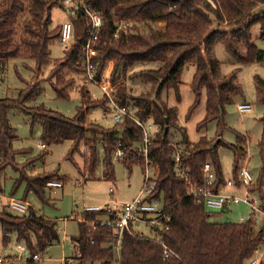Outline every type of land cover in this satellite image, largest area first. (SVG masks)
<instances>
[{
  "label": "trees",
  "instance_id": "1",
  "mask_svg": "<svg viewBox=\"0 0 264 264\" xmlns=\"http://www.w3.org/2000/svg\"><path fill=\"white\" fill-rule=\"evenodd\" d=\"M62 5L61 0H57ZM94 8L104 15V27L97 44L99 53L94 58L96 75L103 73L107 62L113 61L112 80L126 78L131 66L141 61L159 62L157 68L141 71L156 87L154 99L135 97L127 101L126 86L120 88L116 95L121 104L134 105L137 114L143 119H152L157 125V132L152 140L150 153L160 165L156 195L167 202L171 213L169 228L163 233L165 241L175 254L164 257L163 246L152 239L138 233L125 231L121 250V264H245L254 254L255 249L264 243V225L258 226L253 218L242 219L244 222H214L210 218L213 213L203 202H197L193 196L187 195L188 182L176 171L173 153L177 147L182 151L181 161L189 170L191 179L196 183L203 180V165L210 161L217 173V184L227 182L224 178L219 146H230L239 164L246 152V138L237 143H227L221 137L210 142L202 135L197 142H191L185 136L184 147L169 139V130L178 120L177 108L169 106L161 100L164 87H179L180 73L187 64H194L195 73L192 88L196 92L194 107L199 101L201 91L206 90V116L199 124L202 129L210 121L219 122V133L226 127V105L232 102L233 96L242 93L238 80V70L221 74V61L216 57L214 48L221 41L226 49L243 62L264 63V48H260L252 40V26L262 23L257 16L256 7L264 0H217L216 7L210 0H88ZM56 1L30 0L27 9L25 0H2L0 2V71L5 63L19 55L26 44V54L35 61L40 71L51 59L50 45L60 37L62 23L57 24V33L50 30L52 8ZM28 11L30 18L25 21V31L30 34L21 42L14 39L16 22L19 16ZM132 21L126 33L121 31L115 37V19ZM215 21H227L236 26L231 31L213 30ZM76 42L70 45L62 61L57 64L50 77V82L59 97L67 98L74 80L60 73L71 68L83 76L84 67L80 62L81 41L86 38L88 21L83 13L74 18ZM264 25H262L263 28ZM264 35V33L262 34ZM68 49V47H67ZM259 98L264 101V79L256 77ZM39 82L20 89L17 97L0 98V171L8 164L19 171V180L27 182V190L45 196L49 180L62 181L65 176L57 173L30 175L27 169L36 159L15 165V156L20 151L13 148L19 136L16 128L10 123L9 110L19 107L33 114V121H42L44 143H55L72 140V152L84 142L90 155L88 167L95 172L97 167V143L100 141L105 150V174L114 177L113 153L117 145L123 143L126 151L124 163L131 167L140 163L134 155L138 151L133 147L140 141L142 128L131 118L115 122L112 127L93 122L85 124L88 111L93 106H102L109 110L106 98L92 103L88 88L81 89L82 102L74 117L45 106L43 103L29 106L27 100L34 98L40 91ZM119 92V91H118ZM27 109V110H26ZM264 120V116H263ZM182 131V130H181ZM185 135L186 129L183 130ZM46 141V142H45ZM264 168V135L259 143ZM87 158V155H86ZM237 166L234 179L239 182ZM239 184V183H238ZM249 187V186H248ZM251 191L261 190V185L249 187ZM264 207V204H263ZM222 213L228 212L220 210ZM105 210L85 209L80 221V232L73 236L72 243H78L79 256H73L79 262L65 261L64 264H90L96 260L100 264H113L115 250L110 240L115 236L113 226L95 220L105 215ZM0 221L4 230V242H10V234L14 233L18 241L24 242L33 254H40L53 244L60 242L61 234L56 220L46 217L33 206L27 212L19 213L7 210L0 211ZM88 221H94L89 225ZM9 233V234H7ZM28 261L34 262L33 258ZM261 264H264V260Z\"/></svg>",
  "mask_w": 264,
  "mask_h": 264
},
{
  "label": "rangeland",
  "instance_id": "2",
  "mask_svg": "<svg viewBox=\"0 0 264 264\" xmlns=\"http://www.w3.org/2000/svg\"><path fill=\"white\" fill-rule=\"evenodd\" d=\"M2 0H0L1 2ZM29 1L25 0L27 9ZM52 8V23L50 30L57 33L59 27L66 18V11L58 4ZM213 6L219 5L217 0H210ZM257 16L262 18V23H256L252 26V40L260 48H264V3L256 7ZM30 18L29 12L24 11L16 22L14 39L22 42L23 39L29 38L30 34L25 31V21ZM213 30L231 31L236 28L235 25L227 21H215L211 26ZM50 62L38 71L35 61L30 59L26 54V44L19 57L11 58L0 71V98L5 96L17 97L20 89L33 85L37 82L40 84V91L37 95L27 100L29 106L43 103L45 106L61 112L67 116L74 117L77 113L78 106L81 104V89L88 88L91 92L92 103L104 98L101 87L95 83L85 82L82 74L71 68L64 69L60 74L74 80L73 87L70 90V96L67 98L59 97L51 82L54 67L62 61H55L65 55L66 50L71 47L65 46L58 39L52 41ZM216 56L221 61V74H228L234 70H238V80L242 86V93L233 96L232 102L226 105L225 122L226 127L218 135L219 122L217 120L210 121L202 129L199 124L206 116L207 93L203 89L201 91L199 101L194 107L196 92L192 88V81L195 73L194 64H187L180 73L179 87L169 85L163 88L160 97L163 102L169 106L177 108L178 120L176 125H172L169 130V139L184 147L185 136L191 142L199 141L202 135L206 136L210 142H215L216 138H222L227 143H237L240 139L246 138V152L241 157L239 164L236 163L237 157L234 150L227 145H220L218 152L220 157L221 168L225 179H233L236 174L237 166L245 165L254 176V182L249 187L256 184L261 185V190L251 191V195L258 198L264 204V168L259 145L264 135V101L258 96L256 77L264 79V63L259 62H243L234 56L226 53L220 42H217L214 48ZM113 61L105 64L103 72H110L112 80ZM159 62L141 61L130 67L126 78L120 77L113 81L116 85L115 95L118 96L120 88L126 86L125 92L128 96L127 101H134L135 97L154 99L156 87L147 77L141 75L142 70L149 68H157ZM124 84V86H123ZM119 91V92H118ZM248 102L252 105V109L241 112L238 104ZM27 110V109H26ZM10 123L16 128L19 138L14 141L13 148L20 152L15 156V165L21 166L27 160L35 157L36 159L27 169L28 174H44L46 172L62 174L65 178L62 180L63 187L45 189V196L42 197L35 191L27 190V182L19 180L20 173L12 164L6 165L0 171V211L8 206L10 198L25 200L29 207L33 206L36 210L43 213L46 217L56 220L61 234L60 242L50 246L46 252L40 253L44 257L42 264H63L64 258L68 262H79L73 256H77L72 243V237L77 236L80 232V221L83 219V213L87 206H105L111 199L110 188H115L114 197L119 200H132L140 191L144 182V170L140 163H136L131 167L127 166L123 160L113 158L114 177L108 178L105 174V150L103 144L99 141L96 146L97 150V167L95 172H90L88 162L90 155L87 151L86 144L81 142L78 149L72 152L73 141L64 140L55 143H46V147H41L43 127L42 121L36 119L33 121V114L27 113L19 107L9 110ZM98 122L105 127H112L114 120L112 111L105 110L104 107L98 105L89 109L85 124ZM146 123L149 119L144 120ZM1 125V121H0ZM186 129L184 135L183 130ZM182 130V131H181ZM46 142V141H45ZM139 141L137 144L139 145ZM87 155V158H86ZM55 179V178H54ZM248 188L241 185L236 188H228V193L244 195ZM229 211L222 213L220 210L210 209L215 212L211 216L214 222H244L253 218L257 227L264 225V214L257 212L253 214L252 207L240 202L231 204ZM259 214V215H258ZM104 218L99 215L95 220ZM246 220V221H247ZM94 222V221H93ZM92 221H88L89 225H93ZM139 229L149 233V228L141 226ZM10 242H4V230L0 221V256L3 261L0 264H37L35 261H28L32 253L26 247L24 242L18 241L14 233L10 234ZM258 247L264 248V243ZM90 264H100L99 260Z\"/></svg>",
  "mask_w": 264,
  "mask_h": 264
},
{
  "label": "built area",
  "instance_id": "3",
  "mask_svg": "<svg viewBox=\"0 0 264 264\" xmlns=\"http://www.w3.org/2000/svg\"><path fill=\"white\" fill-rule=\"evenodd\" d=\"M62 7L66 11V18L62 22L59 41L69 47L76 42L75 39V22L74 18L83 13L88 21V28L86 30V38L81 41L80 62L84 67L83 78L87 83H95L99 85L104 93V98L107 100L109 110L112 111V118L114 122H119L125 118H131L137 122L142 128V135L140 137V144L133 147L138 151L134 155L138 159L144 170V182L138 194L132 200H119L114 197L115 188H110L112 199L105 206H87L88 210H105L104 218L100 220L102 223L113 226L115 236L110 240L111 245L115 250V259L113 264H121V250L122 242L124 240L125 231L132 234H140L149 239L159 242L163 246L164 257H169L175 254L174 250L165 241L164 232L169 228L171 220L170 209L163 197L156 195L158 185V176L160 172V165L151 155V143L157 132V125L152 119L146 123L137 114V109L134 105L121 104L115 95L116 85L110 79V72L102 73L98 78L96 75V64L94 62L95 56L99 53L97 44L100 39V34L104 27V15L93 7L88 0H61ZM132 21L127 19H115L116 30L114 36L117 38L121 31L126 33L130 29ZM241 112L252 109V105L248 102L238 104ZM41 147L47 145L41 141ZM182 149L177 147L173 153V158L176 164L177 173L185 178L188 182L187 195L193 196L197 202H203L208 209L215 210H229L231 204L245 202L252 207L253 214L257 212L264 214V207L260 200L251 195L250 186L254 182V176L250 170L245 166L239 169V182L234 178L227 179L223 185L217 184V173L210 161L203 165V180L201 183L194 182L189 174V170L183 165L181 161ZM126 155L123 143H119L113 153V158L117 160H124ZM239 183V184H238ZM47 185L51 188H59L63 186V182L59 180H49ZM245 186L248 189L244 195L235 193H228L222 188ZM8 206L11 210L19 213L27 212L29 204L25 200L10 198ZM259 215V214H258ZM245 217L242 216L241 219ZM94 224V222H93ZM141 226L149 228V233L139 229ZM9 234V233H7ZM73 246L80 255L78 243L73 242ZM37 264H42L43 257L40 254H33L31 256ZM264 260V248L257 247L254 254L245 262V264H261ZM3 261L0 256V262Z\"/></svg>",
  "mask_w": 264,
  "mask_h": 264
},
{
  "label": "crops",
  "instance_id": "4",
  "mask_svg": "<svg viewBox=\"0 0 264 264\" xmlns=\"http://www.w3.org/2000/svg\"><path fill=\"white\" fill-rule=\"evenodd\" d=\"M219 42H220V43L222 44V46L224 47L226 53H227L228 55L231 56L232 54L226 49V47L224 46V44H223L221 41H219ZM215 55H216V54H215ZM232 56H233V55H232ZM216 57H217V56H216ZM217 58H218V57H217ZM218 59H219V58H218ZM219 60H220V59H219ZM62 187H63V186H62ZM236 187H237V186H236ZM236 187H224V188H222V189L225 191V190H227L228 188H236ZM29 205H30V204H29ZM229 210H230V209H229ZM229 210H228V211H229ZM39 212H40V211H39ZM40 213H41V212H40ZM72 238H73V237H72ZM51 246H52V245H51ZM67 257H70V256H67ZM67 257L64 258V262H63V264L65 263ZM43 260H44V257H43ZM42 263H43V262H42Z\"/></svg>",
  "mask_w": 264,
  "mask_h": 264
}]
</instances>
